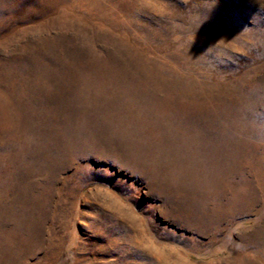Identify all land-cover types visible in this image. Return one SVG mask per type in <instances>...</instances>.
<instances>
[{
	"label": "rangeland",
	"instance_id": "1",
	"mask_svg": "<svg viewBox=\"0 0 264 264\" xmlns=\"http://www.w3.org/2000/svg\"><path fill=\"white\" fill-rule=\"evenodd\" d=\"M0 264H264V0H0Z\"/></svg>",
	"mask_w": 264,
	"mask_h": 264
}]
</instances>
